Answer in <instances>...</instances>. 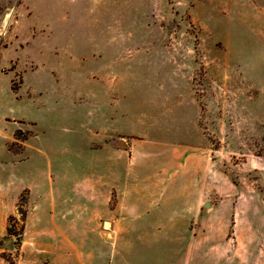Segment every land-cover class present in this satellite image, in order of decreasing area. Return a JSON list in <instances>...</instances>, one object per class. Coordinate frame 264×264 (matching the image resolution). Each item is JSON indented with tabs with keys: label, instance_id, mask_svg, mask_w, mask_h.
Returning a JSON list of instances; mask_svg holds the SVG:
<instances>
[{
	"label": "rangeland",
	"instance_id": "1",
	"mask_svg": "<svg viewBox=\"0 0 264 264\" xmlns=\"http://www.w3.org/2000/svg\"><path fill=\"white\" fill-rule=\"evenodd\" d=\"M21 6L0 0V264L165 263L113 238L135 231L113 158L173 186L186 264H261L264 0Z\"/></svg>",
	"mask_w": 264,
	"mask_h": 264
},
{
	"label": "crops",
	"instance_id": "2",
	"mask_svg": "<svg viewBox=\"0 0 264 264\" xmlns=\"http://www.w3.org/2000/svg\"><path fill=\"white\" fill-rule=\"evenodd\" d=\"M41 1L21 0V7L25 6L26 9L31 4L36 5ZM65 1L68 0H54L55 10L58 7L62 8ZM122 159L125 158L108 159L107 163L112 165L113 169H117L118 172H115L112 176L104 175L102 182L115 197V207L111 210V214L115 219L118 218V207L122 204H130L127 213L133 214L135 231L134 235L119 234L113 238L121 245L132 246V251L135 254L147 257L151 253L160 252L162 256L166 257L163 264H186L190 237L189 228L186 227L184 218L188 213L185 214L183 208L171 210L167 205L175 189L171 184H167V179L161 173L140 172L141 168H133L134 164H138L137 158L130 160L129 171L122 172ZM124 164L126 165V162ZM131 167L133 172H131ZM159 191L163 193L164 201L162 205H155L152 202V196H156ZM183 194V188H177L176 195L182 197ZM116 242L115 244H117ZM167 257L170 261L174 257L179 260L175 263L173 261L168 262ZM261 258V264H264V254L261 255Z\"/></svg>",
	"mask_w": 264,
	"mask_h": 264
},
{
	"label": "water",
	"instance_id": "3",
	"mask_svg": "<svg viewBox=\"0 0 264 264\" xmlns=\"http://www.w3.org/2000/svg\"><path fill=\"white\" fill-rule=\"evenodd\" d=\"M204 207H205V208H208V207H209V204H204Z\"/></svg>",
	"mask_w": 264,
	"mask_h": 264
}]
</instances>
